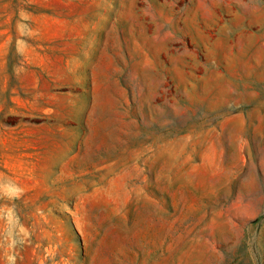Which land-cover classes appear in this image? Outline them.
Returning a JSON list of instances; mask_svg holds the SVG:
<instances>
[{
  "label": "rangeland",
  "instance_id": "rangeland-1",
  "mask_svg": "<svg viewBox=\"0 0 264 264\" xmlns=\"http://www.w3.org/2000/svg\"><path fill=\"white\" fill-rule=\"evenodd\" d=\"M0 264H264V0H0Z\"/></svg>",
  "mask_w": 264,
  "mask_h": 264
}]
</instances>
